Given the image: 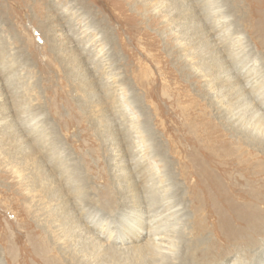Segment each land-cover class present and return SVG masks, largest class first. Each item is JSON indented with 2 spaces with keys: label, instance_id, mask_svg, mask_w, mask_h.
Instances as JSON below:
<instances>
[{
  "label": "rangeland",
  "instance_id": "1",
  "mask_svg": "<svg viewBox=\"0 0 264 264\" xmlns=\"http://www.w3.org/2000/svg\"><path fill=\"white\" fill-rule=\"evenodd\" d=\"M263 26L264 0H0V264H128L147 231L130 226L152 215L174 249L205 231L224 247L217 264L238 262L225 245L235 223L200 205L182 149L202 120L255 125L217 50L245 48L264 72ZM100 243L116 247L98 257Z\"/></svg>",
  "mask_w": 264,
  "mask_h": 264
},
{
  "label": "bare ground",
  "instance_id": "2",
  "mask_svg": "<svg viewBox=\"0 0 264 264\" xmlns=\"http://www.w3.org/2000/svg\"><path fill=\"white\" fill-rule=\"evenodd\" d=\"M236 20H238V19H236ZM206 23H207V21H206ZM202 32H203V30H202ZM213 34L214 33H212V35ZM232 41H233V43H236L235 40L232 39ZM243 46H245V45L243 44ZM231 47L229 48V45L227 46L226 44H224V47L217 50V54H219L218 59L223 64L228 65V67L231 68V71L234 74L233 79L227 78L222 82V84H225L226 86L230 85L231 89L235 90L234 92L231 93V95H234L233 99L235 97L237 99L241 97V103L243 101V98L245 100H251V103L253 104L252 105V110H253L252 115H253V118L256 119V123L252 128L248 127V126H246V127L240 126L239 127L238 125L241 123V122H239V119H240V116H239L236 119H234L235 121L233 120L232 123H229V126H228L229 128L227 127V129H225L223 132L221 131L222 133L218 132V130H217L218 127L216 125L215 126L217 128L215 127V131L209 130L207 128V126L209 124L207 126H205L206 124H204L205 120L204 121L202 120L203 123L201 122L200 123L201 125L199 124V128H197V126L196 127L190 126L189 129H186L188 131V133L186 134L185 141L189 140L187 143L192 144L193 149L192 150L185 149V148L182 149V151L184 152V157H182V160H183L182 164H181L182 169L181 168L180 169L182 170L181 172H183L184 178L187 181L190 182V180L192 178L195 179L194 181L192 180V182H190V184H188V185H189L190 190L193 191V194L195 195L196 198H200V197L202 198V200L198 199L201 202L200 205H203V206L205 205V208L208 207L212 211L214 210V212L219 211L220 212L219 220L223 224V226L228 225V223H230V224H232V222L235 223L234 224L235 226H232V225L228 226V227H235V228H234V230L232 229L230 231L231 233L228 234L229 236L226 235L229 238L227 237L228 240H225V245L227 246V244H228V246H227L228 248H229V246L232 247L233 253L235 250L236 251L235 252L236 257L242 261L238 260V262L236 261V263H235V261H233L232 264H252V261L250 262L249 259L252 256V252L254 251V249H256L254 247H258V249H260L259 252L261 253L260 256L261 255L263 256L261 259L258 260V262L256 264H264V240H263V236H264V157H261L260 155L255 154L254 150L250 148V145L244 141L245 138H247V140H249L250 143H252V145L257 146L262 150L264 149V72L260 71L261 70L260 67H259L260 70H258L257 66L251 65L249 62L250 60L248 61L247 58L243 59L244 56H246L248 54V52L246 51L245 48L242 49L241 51H239L237 49H232ZM185 49H186V47H185ZM187 50H188V48H187ZM189 50H190V48H189ZM186 52H188V51H186ZM188 54L189 53H187V55ZM252 61L254 62V60H252ZM212 68H214V67H212ZM209 72H211V71H209ZM218 86H219V84H218ZM219 87H222V86H219ZM230 87H228V88H230ZM177 99H178V97H177ZM179 99H180V97H179ZM237 99H235V100H237ZM180 101H182V99ZM210 102H209V104H210ZM237 104H238V102L236 103V102H233L232 100L227 104V109H226L227 115H230V113H231L232 114L231 116H234L233 107L236 108ZM158 112H160V111H158ZM238 115H240V114H238ZM199 116H197V117H199ZM247 116H248V113H247ZM190 118H192V117H190ZM201 119H199V121ZM229 119L230 118H228V120ZM161 122H163V121H161ZM222 122H224V121H222ZM235 122L237 124L239 122V124L236 126L234 124ZM243 123H244V121H243ZM245 124H247V123H245ZM180 125H181V123H180ZM196 125H198V124H196ZM212 127H214V126H212ZM172 130H174V128ZM217 132H218V134H217ZM179 141H180V138H179ZM180 163H181V161H180ZM119 166H121V165H119ZM135 166H138V165H135ZM144 173L146 174V172H144ZM137 176H139V175H137ZM143 177H144V175H143ZM165 177H166V175H165ZM136 178H138V177H136ZM139 178H140V176H139ZM156 178H159V177L157 176ZM141 182H143V181H141ZM143 185H141V186H143ZM145 192H146V190H145ZM149 193H151V192H149ZM132 194H134V193L132 192ZM125 195H127V194H125ZM129 197H128V200H129ZM139 198H140V196H139ZM106 201L110 203V199H107ZM161 205H162V203H161ZM146 206L148 207V205H146ZM177 206H179V205H177ZM140 208L142 210L141 206H140ZM200 209H204V208H200ZM162 211H163V209H162ZM204 211H205V209H204ZM177 212H178V210H173L172 215H174V216L178 215ZM224 214H226V217L224 216ZM152 216H149V220H147L148 226H147V224H145L141 220H140V223L137 221V222L131 224V226H130L131 234L133 233L132 231H134L135 228H138V227L144 228L146 226L147 231H144V230L143 231H140V230L137 231L136 236H135V241H140V240H144V241L140 242L139 244L138 243L134 244V246L132 247V255L130 257L131 263H129L127 261L128 264H217L219 262V259L225 257V256H223L225 253L223 251L224 247L222 248V247H220V246H222L221 244H218L216 242L214 243V241H211V238H208L206 235H204L206 233L205 231H204L205 233L203 232L202 235H199V236L197 235L195 238L185 240L184 243L182 244V246L179 247V250L174 249L172 247V246H174V244H172V240L170 241L169 236H167V233L164 232L165 229L153 227L150 225L154 219V218L151 219ZM208 216H209V214H208ZM136 217H137V215H136ZM143 218L145 219V217H143ZM178 220H180V217H177L176 221H178ZM213 224H216V223H213ZM202 225L203 224L200 223V227H199L200 231L203 230ZM144 232H146V233H144ZM193 232L195 233L196 229H194ZM221 232H223V231H221ZM219 236H220V234H219ZM130 237L131 236H125L124 239L121 237V244H125V242H128L127 238L130 239ZM220 238H221V236H220ZM227 238H225V239H227ZM172 239H174L173 233H172ZM109 240L111 241V239H109ZM10 241H12V240H10ZM42 241H44V240H42ZM173 241H175V240H173ZM221 241H223V240L220 239V242ZM100 245L98 247L99 253L96 254L98 257H101V255L103 257L105 254H109L111 249H113V248L115 249V247H116V246L114 247L113 245H111L109 243H107V245L100 243ZM117 247H118V245H117ZM120 247H122V246H120ZM232 248L230 249L231 252H232ZM50 250H51V248H50ZM242 256H244L243 258H245V259H240V258H242ZM94 258H96V257H94Z\"/></svg>",
  "mask_w": 264,
  "mask_h": 264
}]
</instances>
